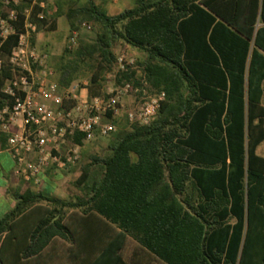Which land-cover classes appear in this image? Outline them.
I'll return each mask as SVG.
<instances>
[{
  "label": "trees",
  "instance_id": "16d2710c",
  "mask_svg": "<svg viewBox=\"0 0 264 264\" xmlns=\"http://www.w3.org/2000/svg\"><path fill=\"white\" fill-rule=\"evenodd\" d=\"M32 1L0 3V14L17 17L0 46V106L18 76L9 56L26 8L38 33L55 31L61 16L69 32L92 27L48 64L60 88L87 78L88 96L101 95L123 44L142 59L115 83L144 77L165 99L144 125L104 115L118 130L101 152L82 154L67 198L22 179L7 188L0 264H131L129 240L162 264H264V0H135L116 14L94 0Z\"/></svg>",
  "mask_w": 264,
  "mask_h": 264
},
{
  "label": "built area",
  "instance_id": "2783aa9c",
  "mask_svg": "<svg viewBox=\"0 0 264 264\" xmlns=\"http://www.w3.org/2000/svg\"><path fill=\"white\" fill-rule=\"evenodd\" d=\"M22 0H0L3 8L18 6ZM49 0H33L44 9ZM116 1V0H113ZM30 8L22 13L17 42L9 56V63L18 71V76L9 80L2 92L9 97V103L0 106V134L8 135L6 146L0 153H6L11 162L14 177L31 182L35 187L44 185L45 171L49 168L63 170L77 163L79 145L65 151L61 144L76 135L82 141H90L99 136H107L116 130L111 120L104 115L112 112L115 116L123 109L122 98L133 95L135 106L126 110L130 124L144 125L156 115L164 91L152 92L144 77L140 85L132 81H122L98 96H88L89 80L74 81L67 88H60L54 79V71L47 63V54L37 50L33 39L37 36L36 25L29 20ZM38 18L42 13L37 14ZM17 21L15 9L0 14V46L3 40L15 33ZM85 29L91 25L84 23ZM79 31L73 30L68 38V48L72 49ZM1 66V58H0ZM116 69L107 78L115 79L118 73L136 69L133 58L124 53L115 56ZM103 90V89H102Z\"/></svg>",
  "mask_w": 264,
  "mask_h": 264
},
{
  "label": "rangeland",
  "instance_id": "374dc122",
  "mask_svg": "<svg viewBox=\"0 0 264 264\" xmlns=\"http://www.w3.org/2000/svg\"><path fill=\"white\" fill-rule=\"evenodd\" d=\"M96 3L100 4L109 14H116L124 9H128L134 6V1L135 0H94ZM78 4L80 3V1L77 2ZM48 5L49 7H53V0H49L48 1ZM79 34H83V35H87L89 37H91L93 35L92 32V27L90 30L85 29L83 26H81L79 29ZM69 30H68V24L67 21L65 19V17L61 16L58 18L57 20V29L55 31L52 32H40L37 34V36L34 39V45L37 48V50L47 54V63L50 65V63L53 62L54 58L56 56H58L63 48L66 46V44L68 43V38L70 36ZM79 37V35H78ZM78 41V39H77ZM77 45V43H76ZM75 45V46H76ZM74 46V47H75ZM73 47V48H74ZM119 53H124L125 55H127L130 58H133L135 63L137 61H140L142 59V55L141 53L133 48L130 47L128 45H123V44H118L115 48V56ZM140 68V66L137 65L136 63V68ZM116 69V66H115ZM113 71L111 72H107L104 77H103V92L106 90V87L108 86H115L117 85L115 83V79H110L107 78V76L109 74H112ZM83 79V78H81ZM79 79V80H81ZM128 99L130 100L128 102ZM121 102L124 105L123 109H119L117 111V113L115 114V120H117L118 124H123L124 126L128 127L130 126L129 121L127 120L126 117V110L130 109L132 107L135 106V99L133 97V95H127L124 96L121 100ZM116 126V130H118V126ZM110 135L104 136V137H99L97 139H94L92 141H85L83 143V146L80 147L79 146V159L77 161V163L73 166H75L76 168L73 171H69V169H63V181L58 182V184H60L62 187H67L66 189H60L57 193L56 196L57 197H62V198H67L70 194V191H73L71 182L76 178L77 174H78V165L82 159V154L84 155V157L88 154V153H94V152H101L100 149L106 145L107 141L110 138ZM72 140L71 139H67L65 141V143L61 144V150L65 151L66 149H68L69 147L72 146ZM7 211L6 209H2V211L0 212V216H2L3 214H5Z\"/></svg>",
  "mask_w": 264,
  "mask_h": 264
},
{
  "label": "crops",
  "instance_id": "0c3cea01",
  "mask_svg": "<svg viewBox=\"0 0 264 264\" xmlns=\"http://www.w3.org/2000/svg\"><path fill=\"white\" fill-rule=\"evenodd\" d=\"M263 95L261 103L264 105V81L262 83ZM130 100L128 99V102ZM256 153L264 157V140L257 146ZM12 162L6 153H0V212L2 209L8 211L13 206V201L7 194V188H17L26 186L18 178L14 177L11 173ZM63 170L49 169L44 175V185L36 187L35 189L46 192L50 195L56 196V193L61 189L58 182L63 181ZM124 255L131 264H162L157 259L148 255L145 251L141 250L132 240L127 242L124 250Z\"/></svg>",
  "mask_w": 264,
  "mask_h": 264
}]
</instances>
